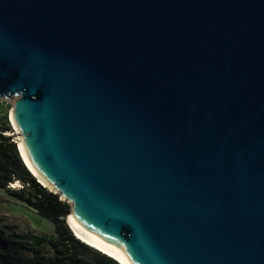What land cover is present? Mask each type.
Returning <instances> with one entry per match:
<instances>
[{"label":"water","instance_id":"water-1","mask_svg":"<svg viewBox=\"0 0 264 264\" xmlns=\"http://www.w3.org/2000/svg\"><path fill=\"white\" fill-rule=\"evenodd\" d=\"M12 95L26 167L128 263L264 264V0H0Z\"/></svg>","mask_w":264,"mask_h":264},{"label":"trees","instance_id":"trees-1","mask_svg":"<svg viewBox=\"0 0 264 264\" xmlns=\"http://www.w3.org/2000/svg\"><path fill=\"white\" fill-rule=\"evenodd\" d=\"M6 111L0 116V186L53 222L50 233L18 230L14 223L0 225V264H122L112 255L84 242L69 228V202L47 189L26 167ZM19 180L21 186L9 182ZM84 240V241H83Z\"/></svg>","mask_w":264,"mask_h":264},{"label":"rangeland","instance_id":"rangeland-1","mask_svg":"<svg viewBox=\"0 0 264 264\" xmlns=\"http://www.w3.org/2000/svg\"><path fill=\"white\" fill-rule=\"evenodd\" d=\"M15 98L16 96L13 95L10 97H0V116L3 114L4 111H6L12 128L11 130H9V132H11L13 134V137L18 141L21 135L18 129L15 128L12 125V122L10 121V108L11 105H13V101ZM14 182L15 183H10L11 187L9 188H18L21 186V182L19 180H17V182ZM42 184L47 189L51 190L49 185H47L46 183ZM7 222L8 224H16L18 230H26L38 234L43 232L50 233L54 230V225L52 221L40 216L35 209L28 206L26 203H24V201L12 196L6 187L0 186V225Z\"/></svg>","mask_w":264,"mask_h":264},{"label":"bare ground","instance_id":"bare-ground-1","mask_svg":"<svg viewBox=\"0 0 264 264\" xmlns=\"http://www.w3.org/2000/svg\"><path fill=\"white\" fill-rule=\"evenodd\" d=\"M12 118V116H11ZM9 132V131H8ZM24 155V154H23ZM25 157V156H24ZM25 161L27 162L26 158H25ZM28 163V162H27ZM29 165V163H28ZM29 169L32 171V173H34V171L30 168V165L28 166ZM35 174V173H34ZM17 182V181H16ZM41 183H44L42 181H40ZM15 183V182H13ZM45 184V183H44ZM68 220V223L69 225L71 226L70 228L73 230V232L77 235L80 236V238L84 239L85 241L89 242V244H92L94 246H97V248H99L100 250L112 255V257H115V259H117L118 261H120L121 263L123 264H130L127 262V260L121 256L119 253H117L115 250H113L111 247L103 244L102 242L98 241V239L84 233L82 230L78 229L77 226L72 222L70 221L69 219ZM77 235V236H78Z\"/></svg>","mask_w":264,"mask_h":264},{"label":"clouds","instance_id":"clouds-1","mask_svg":"<svg viewBox=\"0 0 264 264\" xmlns=\"http://www.w3.org/2000/svg\"><path fill=\"white\" fill-rule=\"evenodd\" d=\"M14 181H17V180H14ZM14 181H13V182H14ZM10 183H12V182H10ZM10 183H9V184H10ZM72 232H73V231H72ZM73 233H74V232H73ZM75 235H76V234H75ZM76 236H77V235H76ZM81 239H82V238H81ZM83 241H84V240H83ZM84 242H86V241H84ZM86 243L89 244V242H86ZM90 245H92V244H90ZM93 246H94V245H93ZM95 247H97V246H95ZM97 249H99V248H97ZM99 250H100V249H99ZM101 251H102V250H101ZM103 252H104V251H103Z\"/></svg>","mask_w":264,"mask_h":264},{"label":"built area","instance_id":"built-area-1","mask_svg":"<svg viewBox=\"0 0 264 264\" xmlns=\"http://www.w3.org/2000/svg\"><path fill=\"white\" fill-rule=\"evenodd\" d=\"M10 183V182H9Z\"/></svg>","mask_w":264,"mask_h":264}]
</instances>
